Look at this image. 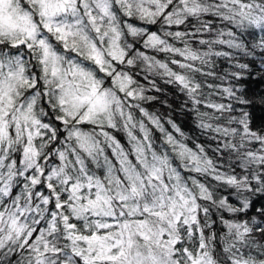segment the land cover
I'll return each mask as SVG.
<instances>
[{"label": "snow or ice", "instance_id": "snow-or-ice-1", "mask_svg": "<svg viewBox=\"0 0 264 264\" xmlns=\"http://www.w3.org/2000/svg\"><path fill=\"white\" fill-rule=\"evenodd\" d=\"M256 30L264 0H0V264H264Z\"/></svg>", "mask_w": 264, "mask_h": 264}, {"label": "trees", "instance_id": "trees-1", "mask_svg": "<svg viewBox=\"0 0 264 264\" xmlns=\"http://www.w3.org/2000/svg\"><path fill=\"white\" fill-rule=\"evenodd\" d=\"M261 33L256 30L254 35L245 34V41L252 55L244 56L237 53L240 63H247L249 68L245 71L243 82L239 85L241 90L245 92L250 99L247 109L252 113L255 122L258 125H264V52L259 48H254L253 45L259 42ZM225 68H231V65H222ZM165 88V92L159 94L162 100H167L171 108L166 107L162 103H155L150 106V110L162 115L165 120L171 117L189 136L196 135L194 124L190 115L180 110V105L183 102V97L175 92L174 89L161 84ZM204 138L201 137V142ZM256 208L264 204V200L258 198Z\"/></svg>", "mask_w": 264, "mask_h": 264}]
</instances>
